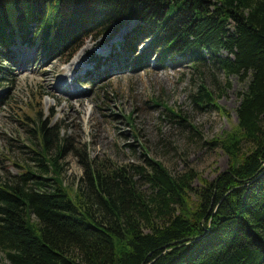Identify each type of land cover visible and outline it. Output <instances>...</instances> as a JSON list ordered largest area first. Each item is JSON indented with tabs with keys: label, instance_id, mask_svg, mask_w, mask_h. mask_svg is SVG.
Instances as JSON below:
<instances>
[{
	"label": "trees",
	"instance_id": "trees-1",
	"mask_svg": "<svg viewBox=\"0 0 264 264\" xmlns=\"http://www.w3.org/2000/svg\"><path fill=\"white\" fill-rule=\"evenodd\" d=\"M16 6L17 31L0 0V79L9 74L5 60L21 32L29 41L35 33L60 56L137 19L138 32L162 57L194 68L196 108L228 114L205 82L209 62L247 88L240 92L238 125L207 141L221 146L231 164L215 180L201 179L194 201L188 191L197 172L174 176L143 142L144 165L88 157L72 188L59 163L71 144L62 126L27 124L39 137L29 145L36 167L16 163L20 170L0 179L4 264H264V0H16ZM162 116L199 134L177 107L164 105ZM137 174L150 193L140 189Z\"/></svg>",
	"mask_w": 264,
	"mask_h": 264
},
{
	"label": "rangeland",
	"instance_id": "rangeland-1",
	"mask_svg": "<svg viewBox=\"0 0 264 264\" xmlns=\"http://www.w3.org/2000/svg\"><path fill=\"white\" fill-rule=\"evenodd\" d=\"M4 2L17 31L16 0ZM139 24L133 19L118 31L89 36L60 56L38 43L35 33L32 41L27 31L20 33L5 60L9 74L0 79V179L20 170L16 163L36 167L37 162L29 159L34 154L29 145L34 146L39 137L27 126H36V121L48 127L61 125L59 132L70 140L59 163L64 166L65 183L72 188L80 185L88 157L98 156V164L144 165L142 142L149 155L174 176L197 172L188 191L192 201L203 186L201 179L213 181L228 169L230 155L207 141L223 137L238 125L240 92L246 90L247 82L227 77L209 62L205 82L228 114L196 108L190 99L195 90L194 68L185 60L162 57L150 38L138 32ZM164 105L187 113L199 134L189 124L164 119ZM248 147L245 143L243 151ZM135 180L150 193L139 174ZM6 262L0 250V264Z\"/></svg>",
	"mask_w": 264,
	"mask_h": 264
},
{
	"label": "bare ground",
	"instance_id": "bare-ground-1",
	"mask_svg": "<svg viewBox=\"0 0 264 264\" xmlns=\"http://www.w3.org/2000/svg\"><path fill=\"white\" fill-rule=\"evenodd\" d=\"M103 49H104V51H106V49H108V48H106V49L103 48ZM87 50H88V48H87ZM78 57H79V56H78ZM79 67H82L81 64L77 66V69H78ZM71 76H73V75L71 74ZM63 80H64V81H68V79L66 80V79H64V78H63ZM69 80H70V79H69ZM64 81H63V82H64ZM71 81H73V80L71 79Z\"/></svg>",
	"mask_w": 264,
	"mask_h": 264
}]
</instances>
